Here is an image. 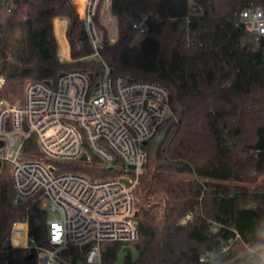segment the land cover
<instances>
[{
  "label": "trees",
  "instance_id": "1",
  "mask_svg": "<svg viewBox=\"0 0 264 264\" xmlns=\"http://www.w3.org/2000/svg\"><path fill=\"white\" fill-rule=\"evenodd\" d=\"M103 1L93 16L101 56L116 75L163 84L179 114L168 139L147 147L134 189L138 239L103 243V264H114L122 250L124 264H264V39L254 45L233 23L244 6L264 0H105L118 22L113 43L98 21ZM61 16L72 20L73 56L93 53L72 0H0V101L21 105L27 83L56 78L60 70H100L94 61H60L53 22ZM145 16L147 31L136 44L133 24ZM24 150L39 152L34 144ZM92 161L83 169L92 178L123 172L99 166L96 156ZM11 169L0 168V264H38L35 250L4 244L15 218L27 215L30 235L49 245L48 212L38 203H15ZM214 222L223 226L214 230ZM233 228L240 236L225 252ZM72 253L84 259L79 248ZM205 253L213 256L199 261Z\"/></svg>",
  "mask_w": 264,
  "mask_h": 264
},
{
  "label": "built area",
  "instance_id": "2",
  "mask_svg": "<svg viewBox=\"0 0 264 264\" xmlns=\"http://www.w3.org/2000/svg\"><path fill=\"white\" fill-rule=\"evenodd\" d=\"M97 2L87 0L83 16L94 52L75 60L97 62L100 70H60L56 78L27 83L21 105L0 101V168L12 166L15 203H38L48 212L49 242L39 244L30 235L28 216L22 215L12 222L4 244L35 250L38 264H103V243L138 239L134 189L146 169L147 147L165 126L175 128L179 122L171 90L155 81L116 75L101 56L93 21ZM147 19L133 24L141 34L147 31ZM233 23L257 45L264 39V1L244 6ZM69 24L65 17L55 18L63 61L71 60ZM82 47L76 42L77 50ZM4 81L0 78V89ZM33 144L38 153L24 150ZM93 156L100 159L99 166L117 167L122 174L92 178L83 169L93 166ZM213 224L214 230L223 226ZM232 230L235 238L224 244L225 252L240 236ZM72 247L84 252V259L76 260ZM212 256L200 254L198 259Z\"/></svg>",
  "mask_w": 264,
  "mask_h": 264
},
{
  "label": "rangeland",
  "instance_id": "3",
  "mask_svg": "<svg viewBox=\"0 0 264 264\" xmlns=\"http://www.w3.org/2000/svg\"><path fill=\"white\" fill-rule=\"evenodd\" d=\"M76 1L79 3L80 13L77 11V8H76V5H75L74 0H72V3H73L74 8H75V11L83 19L84 18L83 16H84V13H85V7H86L87 0H76ZM104 4H105V0L103 1L102 8L100 9L99 16H98V21L100 22V24H102L105 27L106 32L108 34V38L113 43V42H115L118 39V37L116 35L118 33V28H117L118 22L116 21L115 17L112 15L111 11H109L108 9H104ZM61 17H65V16H61ZM65 18H67V19L70 20V24H69V33H70L72 20L69 17H65ZM117 20H118V18H117ZM53 23H54V34H55V38H56L57 43H58V57L60 59L61 58L60 45H59V41H58V37H57L56 30H55V19H54V22ZM94 24H95V22H94ZM95 26H96V24H95ZM96 29H97V32H98V35H99V39H100V42H101L102 31L100 29H98L97 26H96ZM143 36H144L143 34L139 33L138 36H137V38H136V40H135V43L136 44L140 43V41L142 40ZM116 37H117V39H116ZM70 42H71V40H70ZM71 45H72L71 60H69V61H63V60L60 59L61 62H64V63H74V62H77L75 60L77 58H75L73 56V44H72V42H71ZM170 134H171V131L168 134V136H167L166 139H168V137L170 136ZM260 182H264V176L261 178ZM168 191L169 190L161 191V192H168ZM156 192H158V191H156ZM54 215H55V213L51 211L50 212V216H54ZM17 218L18 217H16L15 219H17ZM133 254L135 256L137 255V251L134 248H133ZM124 255H125V251L124 250L120 251L119 254H118L117 259L114 262V264H124Z\"/></svg>",
  "mask_w": 264,
  "mask_h": 264
},
{
  "label": "water",
  "instance_id": "4",
  "mask_svg": "<svg viewBox=\"0 0 264 264\" xmlns=\"http://www.w3.org/2000/svg\"><path fill=\"white\" fill-rule=\"evenodd\" d=\"M245 48H246V46H245ZM171 128H172V126L170 125V126H165L158 134H157V136L151 141V144H152V146L153 147H155L156 145H161V144H163L164 142H165V140H166V138H167V136H168V134L170 133V131H171ZM146 143V142H145ZM3 144V142L2 141H0V145H2ZM86 154H84L83 155V159H86ZM124 181L125 182H128V180L127 179H124ZM138 214V212L136 211V214L135 215H137ZM86 247V245L85 246H83V248H85Z\"/></svg>",
  "mask_w": 264,
  "mask_h": 264
},
{
  "label": "crops",
  "instance_id": "5",
  "mask_svg": "<svg viewBox=\"0 0 264 264\" xmlns=\"http://www.w3.org/2000/svg\"><path fill=\"white\" fill-rule=\"evenodd\" d=\"M75 2H77L76 0H74Z\"/></svg>",
  "mask_w": 264,
  "mask_h": 264
}]
</instances>
